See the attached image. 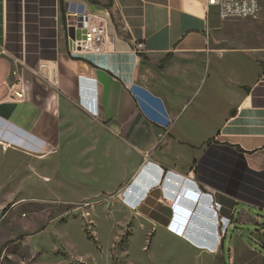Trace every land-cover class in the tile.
I'll use <instances>...</instances> for the list:
<instances>
[{
    "label": "crops",
    "instance_id": "0c3cea01",
    "mask_svg": "<svg viewBox=\"0 0 264 264\" xmlns=\"http://www.w3.org/2000/svg\"><path fill=\"white\" fill-rule=\"evenodd\" d=\"M62 1L64 11L69 3L91 10ZM113 5L125 35L102 9H93L103 16L105 48L73 57L60 0H0V145L42 159L61 150L81 156L91 142L100 170L116 158L122 173L117 184L99 191L120 189V204L167 232L215 251L224 233L217 219L226 220L220 221L226 231L241 208V215H255L263 238L264 41L224 49L240 58L221 73L216 116L200 125L183 114L187 91L211 76L208 70L202 79L204 64L225 52L211 49L212 9L207 12L205 0ZM229 22L253 23L264 39V11ZM136 43L144 46L139 53ZM14 82L21 96L13 94ZM90 101L94 113L85 106ZM72 172L67 178L74 180ZM201 191L219 204L218 212L211 198L197 200Z\"/></svg>",
    "mask_w": 264,
    "mask_h": 264
},
{
    "label": "rangeland",
    "instance_id": "374dc122",
    "mask_svg": "<svg viewBox=\"0 0 264 264\" xmlns=\"http://www.w3.org/2000/svg\"><path fill=\"white\" fill-rule=\"evenodd\" d=\"M71 1L91 9L86 13L104 39L103 16L117 33L125 35L113 0ZM93 9H102L106 15H97ZM211 9L213 53L264 41L259 26L230 24L232 19H220ZM263 11L261 7L254 16L233 20H249ZM239 58L225 51L204 64L202 79L208 70L211 76L187 91L183 117L204 125L216 116L222 74L232 70ZM90 143L81 156L66 155L61 150L42 159L6 152L0 145V264H264V236L257 232L260 225L252 220L255 215H241L240 208L217 250L204 247L199 239L195 246L188 238L167 232L161 222L125 208L120 204V189L99 191L103 185L117 184L122 173L116 158L111 166L100 170L102 167L93 162L96 152L88 149ZM72 171L74 180L67 178ZM70 200L75 201L67 203ZM149 200L154 202V195Z\"/></svg>",
    "mask_w": 264,
    "mask_h": 264
},
{
    "label": "built area",
    "instance_id": "2783aa9c",
    "mask_svg": "<svg viewBox=\"0 0 264 264\" xmlns=\"http://www.w3.org/2000/svg\"><path fill=\"white\" fill-rule=\"evenodd\" d=\"M205 6L207 12L210 8H214L220 19H233V18H245L254 16L261 7H264V0H205ZM65 29L68 27H74L75 31L83 32L80 37H70L66 32L67 39V51L73 57L82 56L88 53H101L105 48V39L101 32L95 27L92 22L91 15L85 11H79L77 5L70 4L67 12L65 13L64 21ZM144 48L142 43H136L133 50L135 53H139ZM17 82L11 85L13 94L15 96H21V92L17 89ZM92 102H85V106L88 111L94 113ZM200 196H207L211 198L212 202L210 208L214 212H218L219 204L212 198L209 193L200 192L197 200ZM225 219L221 218L220 221L225 222ZM217 219V225H220L219 233L225 231L224 225L222 226Z\"/></svg>",
    "mask_w": 264,
    "mask_h": 264
},
{
    "label": "trees",
    "instance_id": "16d2710c",
    "mask_svg": "<svg viewBox=\"0 0 264 264\" xmlns=\"http://www.w3.org/2000/svg\"><path fill=\"white\" fill-rule=\"evenodd\" d=\"M60 7H61V13H62V17H63V20L65 21V11H64V4H63V1L62 0H60ZM170 58H171V54H168L161 62H160V67L162 68L163 67V65L165 64V63H167L169 60H170ZM259 67L261 68V69H263L264 70V64L262 63V62H259Z\"/></svg>",
    "mask_w": 264,
    "mask_h": 264
},
{
    "label": "water",
    "instance_id": "95a60500",
    "mask_svg": "<svg viewBox=\"0 0 264 264\" xmlns=\"http://www.w3.org/2000/svg\"><path fill=\"white\" fill-rule=\"evenodd\" d=\"M82 33L83 32H81V31H75L74 27H72V26L67 28V34L70 37H74V36L80 37Z\"/></svg>",
    "mask_w": 264,
    "mask_h": 264
}]
</instances>
